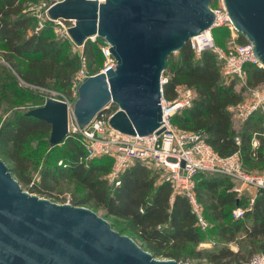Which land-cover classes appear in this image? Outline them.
Returning <instances> with one entry per match:
<instances>
[{
  "label": "trees",
  "instance_id": "16d2710c",
  "mask_svg": "<svg viewBox=\"0 0 264 264\" xmlns=\"http://www.w3.org/2000/svg\"><path fill=\"white\" fill-rule=\"evenodd\" d=\"M38 1L0 0V58L26 87L45 89L52 83L70 94L74 75L82 66L79 54L72 51L68 40L54 35L46 20L37 31L32 28L36 19L26 11L25 4ZM221 32L231 35L226 26L215 28V41ZM235 41L247 42L239 32ZM102 43L103 39L96 37L83 44V54L92 71L98 70L103 62ZM177 52V56L170 54L166 60L162 74L166 78L163 95L172 100L176 96L175 88L182 85L192 89L194 98L190 107L172 117V124L186 130H203L206 142L221 156L240 151L242 166L264 161V114L255 111L245 122L239 123L227 110L229 105L244 101L250 88L264 84V67L247 63L246 85H242L236 77L223 76L212 52L203 51L195 57L188 42ZM0 91L7 99L12 96L19 100H38L14 81L0 83ZM116 108L112 105L106 112ZM50 130V123L28 116L25 111H17L0 121V157L10 163L11 174L30 192L49 196L58 178L69 179L83 190L81 195H74L72 205L103 209L113 218L112 226L120 234L137 239L154 257L183 262L196 260L195 264L201 259H206L208 264H246L254 254L264 255V189L255 194L251 208L246 209V193L238 196L228 176L212 173L207 177V172L198 173L194 186L197 200L202 202V192L209 194L210 202L205 205L209 219L225 221L202 230L188 199L180 194L172 197L170 183L160 179L158 170L135 161L122 171L120 184L114 186L105 177L112 167L111 157L85 161V147L75 134L51 146L49 136L43 138ZM235 137L239 138V144ZM253 137L257 139V147L252 145ZM33 140L37 142L35 146ZM38 165L41 166L40 179L31 181L29 171ZM238 207L245 211L241 217L234 218L231 213ZM205 231L224 243L236 242L237 234L242 233L247 249L243 251L239 242L236 250L227 245L198 248L208 240Z\"/></svg>",
  "mask_w": 264,
  "mask_h": 264
},
{
  "label": "water",
  "instance_id": "95a60500",
  "mask_svg": "<svg viewBox=\"0 0 264 264\" xmlns=\"http://www.w3.org/2000/svg\"><path fill=\"white\" fill-rule=\"evenodd\" d=\"M214 0H56L49 19L73 21L67 32L83 46L103 38L116 65L87 76L70 114L81 126L116 105L109 125L145 135L163 121L160 96L166 60L208 28ZM229 17L264 67V0H224ZM35 23L32 24V28ZM51 125L49 143L68 135V105L48 97L25 112ZM0 264H190L158 260L132 238L114 231L92 211L57 205L22 190L0 158Z\"/></svg>",
  "mask_w": 264,
  "mask_h": 264
},
{
  "label": "built area",
  "instance_id": "2783aa9c",
  "mask_svg": "<svg viewBox=\"0 0 264 264\" xmlns=\"http://www.w3.org/2000/svg\"><path fill=\"white\" fill-rule=\"evenodd\" d=\"M103 1L105 0H98V2ZM214 1L215 3H211L209 6L214 15L210 26L190 37L189 46L195 57H199L203 51L212 52L220 63L224 77H236L242 85H246L245 65L247 63L256 64L259 67L262 65L253 53L252 42L238 44L235 41L237 30L229 17L224 0ZM45 15L48 21L53 23L54 33L58 38L68 40L73 50L83 47L75 45L68 35L67 29L73 25V21L49 19L46 9ZM221 26H226L231 34V39L226 47L218 45L213 37V30ZM57 27L58 30H56ZM38 29L40 27L36 26L35 30ZM104 44L100 46V50L107 62L100 71L105 72L108 68L115 67L116 62L109 52V44L106 41ZM78 54L82 66L74 75L72 82L76 93L79 84L89 76L84 65L83 50L81 49ZM161 79L163 83L166 82L165 77L162 76ZM175 91L176 96L172 100H168L161 90L160 106L163 121L157 129L162 130L158 133L157 130H154L145 135H125L113 129L109 125L108 119L115 110L110 113L104 111L86 126H81L70 114L72 104L67 100H58L64 101L68 105L67 136L75 134L80 137V141L85 147V161L101 156L112 158V167L106 174V179L110 184L119 185L120 174L135 161L148 164L161 171L160 179L170 183L172 196L180 194L188 199L191 209L195 213L197 225L205 230L209 227V223L206 221L202 213V205L194 193L196 175L200 172H207L228 176L233 182H237L233 189L238 196L246 192L251 194L249 206L246 207V209H250L255 194L264 189V169L257 174L248 173L242 166L240 151L221 156L206 142L203 130H186L172 124V117L182 109L190 107L194 98L192 89L188 87L180 85L175 88ZM227 110L239 123L245 122L255 111L260 110L264 114V84L257 88H250L249 95L244 101L229 105ZM235 140L239 144V138L235 137ZM252 145L253 147L257 146L255 137L252 138ZM58 164H61V161H58ZM65 165L63 164V166ZM244 211L245 209L241 207L235 208L232 211V216L234 218L241 217ZM248 264H264V255H255Z\"/></svg>",
  "mask_w": 264,
  "mask_h": 264
},
{
  "label": "rangeland",
  "instance_id": "374dc122",
  "mask_svg": "<svg viewBox=\"0 0 264 264\" xmlns=\"http://www.w3.org/2000/svg\"><path fill=\"white\" fill-rule=\"evenodd\" d=\"M53 1H56V0H53ZM51 2H47V1H44V0H39L38 2H27L25 4V9H26V11H28L29 13H31L35 17V19H36V21H34L35 27L38 26V27L41 28L43 26V24H44L43 23L44 20H46L52 26L53 33H54V28L55 27L53 26L52 22L48 21L46 15H45V9ZM213 2L215 3V1H213ZM35 27L33 28L34 30H35ZM58 29L59 28L57 27L56 30H58ZM54 35H55V33H54ZM217 38L218 39H216V41L218 40L219 43L222 46H226V45H228V42L231 39V35H227V34H224L223 32H221V35L217 36ZM104 42H105V40L103 39L102 45L104 44ZM71 49H72V47H71ZM81 49L83 50V47H79V48H76L74 50L72 49V51L76 52V53L77 52L79 53V51ZM171 54L175 57V56H177L178 52L177 51H173ZM106 62H107V59L104 57L103 62L100 64L99 69L96 70V71H92V69L88 66V62L86 61V59H85L84 65H85L89 75H92V74H95L98 71H100L104 67ZM8 69H9V65L6 63V61L4 59L0 58V83L9 82V81H14L16 83H19V85H22V87H24L26 90H29L31 94H33L35 97H37L38 100H36V101H34V100H19V99H16V98L12 97V96H10L9 99H7V98H5L2 95V93L0 91V121L4 120L5 118L11 117L17 111H25L26 112V111H28V110H30V109L38 106V105L43 104L48 97H54V98L61 99V100H67L71 104H73V102L75 101V99L77 97L76 90H74L73 87H71V89L73 88V90H71L70 94L64 93L61 89H58L52 83H50L48 85V88H45V89H40V88L37 89V88H34V87H30V88L26 87V85H24L22 82H19L17 80V78H15L13 71L8 70ZM2 96H3V99H2ZM243 96L246 97L247 96V92L244 93ZM48 136H49V134H46L45 136H43V138L47 139ZM32 144H33V146H35L37 144L36 140H33ZM257 146H258V142H257ZM257 146H255V147H257ZM263 152H264V150H263ZM4 163L9 169L10 163L6 162V161H4ZM243 168H244V171H246L248 173L257 174V173L261 172L264 169V161H254L253 164L245 163ZM40 170H41V166L40 165L33 166L30 169L29 175L31 177V181L32 180L38 181L40 179V176H39ZM158 172L161 175V171L159 170ZM205 175L207 177L211 176L210 173H206ZM12 177L15 180H17L13 175H12ZM196 183H197V179H196ZM233 183H234V185H237V182H233ZM19 185L21 186L22 190L25 191L26 193L31 194V195H35V196L40 197L42 199H46L49 202H52V203L57 204V205H61V204H71L72 205L71 202H72V199H73L74 195L75 196H79V195H81V193H83L82 189H80L77 185H75L72 181H70L67 178H58V181L55 184H53V189H52V192H51V194L49 196L48 195H41V194H39L37 192H30V190H28V188L26 186H22V184H20V183H19ZM202 193H203V195H202V199L203 200L201 202V205H202V208H203V213H204L205 219L209 223V226L213 227L215 225L222 224L223 222H225V221H215L214 222V221H211L209 219V214H208L209 212L205 208L206 207L205 205L210 202L209 194H206L205 192H202ZM246 196H247L246 207H248L249 206V199L251 197V194L246 192ZM74 206H76V205H74ZM78 207H83V208H86V209L92 211L97 216H99L100 218L105 220L111 226V228L114 231H117L112 226L113 218L111 216H107L103 209H101L99 207H95L93 205H78ZM124 235H127V234H124ZM127 236H129V235H127ZM205 236L208 238V240L200 243L197 246L198 248H207L208 249V248H214V247L216 248V246L227 245L231 249L236 250L239 247L238 245L240 243L241 245H243V247H242L243 251H245L247 249L244 246L245 244H244V241H243L242 233L237 234L236 242H230V243H224L223 241H220L216 236L211 235L207 231H205ZM129 237L132 238L133 241L137 245L141 246L137 239H134L131 236H129ZM255 255H257V254H254L250 258L248 263L252 260V258ZM155 258L158 259V260L172 259V258H169V257H155ZM196 262H197L196 260H193V261H190L188 263L195 264ZM198 262H199V264H208L206 259H201ZM248 263H246V264H248Z\"/></svg>",
  "mask_w": 264,
  "mask_h": 264
},
{
  "label": "bare ground",
  "instance_id": "6f19581e",
  "mask_svg": "<svg viewBox=\"0 0 264 264\" xmlns=\"http://www.w3.org/2000/svg\"><path fill=\"white\" fill-rule=\"evenodd\" d=\"M209 6H210V5H209ZM93 38L95 39V37H94V36H92L91 40H92ZM256 58H257V57H256ZM257 60H258V59H257ZM258 61H259V60H258ZM259 62H260V61H259ZM261 65H262V64H261ZM162 76H163V75H162ZM163 77H164V76H163ZM162 91H163V90H162ZM210 174H211V173H210Z\"/></svg>",
  "mask_w": 264,
  "mask_h": 264
},
{
  "label": "crops",
  "instance_id": "0c3cea01",
  "mask_svg": "<svg viewBox=\"0 0 264 264\" xmlns=\"http://www.w3.org/2000/svg\"><path fill=\"white\" fill-rule=\"evenodd\" d=\"M173 197V196H172Z\"/></svg>",
  "mask_w": 264,
  "mask_h": 264
}]
</instances>
